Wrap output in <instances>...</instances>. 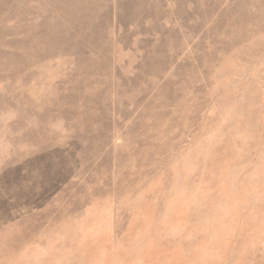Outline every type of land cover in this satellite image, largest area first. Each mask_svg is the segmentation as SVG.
I'll use <instances>...</instances> for the list:
<instances>
[{"label": "rangeland", "instance_id": "374dc122", "mask_svg": "<svg viewBox=\"0 0 264 264\" xmlns=\"http://www.w3.org/2000/svg\"><path fill=\"white\" fill-rule=\"evenodd\" d=\"M0 264H264V0H0Z\"/></svg>", "mask_w": 264, "mask_h": 264}]
</instances>
